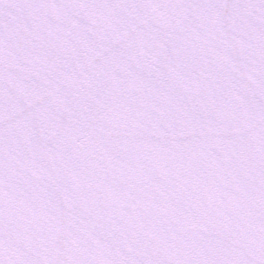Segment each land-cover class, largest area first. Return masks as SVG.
<instances>
[{
	"label": "snow or ice",
	"instance_id": "obj_1",
	"mask_svg": "<svg viewBox=\"0 0 264 264\" xmlns=\"http://www.w3.org/2000/svg\"><path fill=\"white\" fill-rule=\"evenodd\" d=\"M0 264H264V0H0Z\"/></svg>",
	"mask_w": 264,
	"mask_h": 264
}]
</instances>
